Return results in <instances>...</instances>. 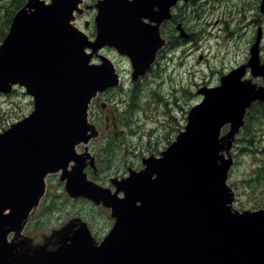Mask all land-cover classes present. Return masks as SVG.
I'll return each mask as SVG.
<instances>
[{
	"label": "water",
	"instance_id": "obj_1",
	"mask_svg": "<svg viewBox=\"0 0 264 264\" xmlns=\"http://www.w3.org/2000/svg\"><path fill=\"white\" fill-rule=\"evenodd\" d=\"M177 1L99 0L95 39L74 23L83 0H27L17 10L0 44V93L23 86L34 110L0 133V264H264V208L234 210L227 184L233 160L224 152L247 108L264 101V89L242 78L244 68L201 88L203 99L185 129L161 156L114 179V192L88 179L91 155L76 150L94 136L92 99L120 82L115 63L100 50L114 48L129 57L135 77L145 75L164 43L159 23ZM252 59L254 74L264 77L258 43ZM226 124L230 133L221 137ZM52 173H61L70 196L103 202L115 222L100 243L81 221L59 233L61 245L46 258L29 256L20 250L26 240H15Z\"/></svg>",
	"mask_w": 264,
	"mask_h": 264
},
{
	"label": "rangeland",
	"instance_id": "obj_2",
	"mask_svg": "<svg viewBox=\"0 0 264 264\" xmlns=\"http://www.w3.org/2000/svg\"><path fill=\"white\" fill-rule=\"evenodd\" d=\"M88 1L85 5L84 0L81 6L92 8L96 14L99 0ZM192 1L184 5L177 19L190 37L168 49L145 75L135 77L129 57L121 63L115 56L121 54L114 48L108 46L114 52H101L111 59L113 56L116 62L119 60L121 67L125 65L121 68L125 76L118 87L104 95L98 116L92 110L94 117L89 122L94 137L76 150L82 147L95 157L96 165L86 169L88 178L103 187L114 190V179L130 175V170H141L145 158L159 156L174 141L185 128L190 110L202 101L201 88L217 86L223 75L242 67V78L257 89H264V77L254 74L252 59V47L258 43L257 66L264 64V24L261 28L247 26L251 18L238 16L224 20L203 1ZM20 91L0 94V133L33 110L31 96ZM259 102L264 105L263 100ZM252 105L248 109L250 114ZM245 123L246 129L242 127L233 135L230 149L235 159L230 182H235L241 193L233 205L238 210L264 206V115L255 107ZM230 130V124L225 125L221 137L229 135ZM46 183L45 197L16 240H26L20 248L22 253L46 258L47 252L61 245L59 233L72 230L81 221H93L100 235L97 241L108 233L114 218L103 202L70 196L59 174L49 175ZM51 237L54 238L50 240Z\"/></svg>",
	"mask_w": 264,
	"mask_h": 264
},
{
	"label": "flooded vegetation",
	"instance_id": "obj_3",
	"mask_svg": "<svg viewBox=\"0 0 264 264\" xmlns=\"http://www.w3.org/2000/svg\"><path fill=\"white\" fill-rule=\"evenodd\" d=\"M201 1L209 5L213 14H215L216 16H219L220 18H223L224 20H226V18L233 19L235 16H238L241 19L251 18V20L247 22V26L256 25V28H259V27L261 28V24H264V10H263L264 7L262 5L263 0H236V1H233V0H201ZM190 2H193V1L192 0L179 1L175 6L171 8V15L159 23L160 37L164 43L161 46H159L157 49L155 62L161 59L168 49L176 48L179 44L182 43V41H185L186 38L190 37V34H189V37H185L182 35L185 30L182 26V23L177 20L184 5ZM87 4H89L88 0H86L85 2V5ZM89 7H92V6H89ZM95 16L96 14L92 8L91 9L84 8L83 12H81L80 14H77L76 19H75L76 24H78V26L83 31H85L91 39L95 38L96 32H97ZM108 49H109L108 46L104 47L103 49L100 50L99 54H101V52L106 53L107 51L114 52L113 49L111 48L110 50ZM115 56L119 57V60L121 61V63H124V60L126 57L125 55H115ZM111 57L115 61V64L117 65V68H118V71L120 73V77L122 80V77H124L125 75L121 71V68L122 67L126 68V66L124 65L121 67L119 60L116 62V59H114L113 56ZM98 58H99L98 55L94 56L93 60L96 62H99ZM19 90H21L20 92H24L28 96H30L26 92V89L24 87H20L19 85H17L14 89H12L9 94L12 95L13 93H17L19 92ZM112 90L114 89H109L105 91L104 93H100L98 94V96H96L92 100L90 117L92 115L94 117V113H93L94 110H95V114L98 116L100 107L104 106V102H102V98L104 97V95H109V93H111ZM32 101H33V98H32ZM33 107H34V102H33ZM27 115H25L24 117H26ZM95 121L98 125H100L99 118H97ZM83 151H84V148L82 147H80V149L78 150V152H83ZM234 163H235V159H234ZM86 165H87L86 169L91 168V165L87 161H86ZM231 171H230V174L232 173ZM230 180H231V175L229 177V182ZM230 183L236 193V201L234 202V205H235V203L238 202L237 199L239 198V196H241V193L238 191V185L235 182H230ZM259 208H264V206H259ZM259 208H253L252 210L259 209ZM86 222L88 223L91 231H93L96 238H100L99 232L93 226L94 224L93 221H86ZM13 237L14 235H10L9 241H11ZM53 238L54 237H51L50 240ZM57 241L59 242V238H57L56 242ZM58 246L59 245L55 246L54 248H57Z\"/></svg>",
	"mask_w": 264,
	"mask_h": 264
},
{
	"label": "trees",
	"instance_id": "obj_4",
	"mask_svg": "<svg viewBox=\"0 0 264 264\" xmlns=\"http://www.w3.org/2000/svg\"><path fill=\"white\" fill-rule=\"evenodd\" d=\"M25 3H26V0H0V7L2 8V10L0 11V43L2 42V40L4 39V37L7 35L9 31V28H10L15 12L19 8L24 6ZM252 106L253 107L251 109V114L253 112V109L256 107L257 112L260 111L261 115H264V107L263 108L261 107L264 105H261L260 102L258 103L257 101ZM250 115L248 116V119ZM246 127L247 125L243 129L245 130ZM248 141L250 142L251 140H248ZM102 163H103V160H102Z\"/></svg>",
	"mask_w": 264,
	"mask_h": 264
}]
</instances>
